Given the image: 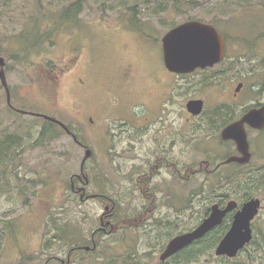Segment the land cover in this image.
<instances>
[{"label": "rangeland", "instance_id": "374dc122", "mask_svg": "<svg viewBox=\"0 0 264 264\" xmlns=\"http://www.w3.org/2000/svg\"><path fill=\"white\" fill-rule=\"evenodd\" d=\"M134 1L85 0L77 21L66 23L61 11L72 0H0V55L7 61L8 84L15 101L28 100L27 108L36 113L14 114L0 81V142L8 134L23 142L12 158L0 163V264H61L49 258L66 259L72 247L86 245L101 226L104 207L112 206L101 195L82 200L71 188V175L80 172L86 150L44 114L57 117L84 144L97 148L100 155L86 163L89 177L93 164L109 157L102 149L106 142H114V166H119L114 168L116 181L108 195L116 203L112 210L116 229L105 237L97 232V252L76 250L71 264H159L168 237L193 229L207 215L206 209L219 203L225 188L204 174L193 176L187 184L177 178L172 190L163 186L170 182L169 175L163 174L140 190H132L139 180L126 177V167L132 164L123 152L129 132L125 133L119 118L144 112L140 103L156 108L163 99L169 80L163 63L164 34L190 19L213 23L229 35V44L236 42L224 64L213 69L225 66L228 70L221 79L226 83L225 94L192 86L194 79L178 78L175 138L177 142H200L194 143L192 152L197 166L201 149L206 147L203 142L221 141V131L210 125V113L219 100L232 101L238 71L247 81V91L254 87L257 97H264V0H181L178 7L143 0L137 12L131 7ZM138 21L141 26L135 24ZM40 33L46 41L41 42ZM128 65L135 76L125 91L121 69ZM56 76L54 94L44 86L48 77ZM195 95L208 100L206 121L203 116L190 122L183 114L188 98ZM230 106L232 112L246 107ZM91 116L103 128L96 129L89 121ZM156 128L143 138L144 148H152ZM110 133L116 136L112 139ZM169 138L166 134L163 140ZM252 139L263 142L262 149H257L261 158L264 133L253 132ZM95 179L88 192H99ZM259 193L264 194V184ZM231 199L242 204L244 195L231 193L222 205ZM254 226L264 228V210ZM247 249L250 252L243 250L226 259L213 249L183 264H264V255L253 247Z\"/></svg>", "mask_w": 264, "mask_h": 264}, {"label": "flooded vegetation", "instance_id": "af4514ba", "mask_svg": "<svg viewBox=\"0 0 264 264\" xmlns=\"http://www.w3.org/2000/svg\"><path fill=\"white\" fill-rule=\"evenodd\" d=\"M218 30L225 36L226 41V54L225 58L222 61L216 63L213 66L207 68H198L195 71L186 74L176 73L166 67V71H168L167 74L163 71L166 75L169 74V80L166 81L167 90L164 92V97L166 98L164 99L163 97V99H160L158 107L151 109L146 106L145 103H140L144 106V112L140 113L139 115L133 114L130 117H128L127 113H125L121 116V118H119L122 119L123 123L125 124V133L129 132V135L126 137V139L128 140L127 145L123 148V152L126 151L127 160L132 161V164L126 167V177H136V179L139 180L138 184L133 183L132 190H140L142 185L146 183H153L156 178L161 177L163 174L169 175L170 182L168 184L163 185L169 190H172V188L175 186V180L177 178H180L182 181L185 182V184H187V181L189 179L198 174H204L209 179L219 180L223 179L226 175L231 173L236 167H239L241 170L249 169L251 167V169H253V174H255L256 177L264 180V155L261 158L257 157V149H262L263 142H253V139L251 140V134L253 132L262 134L264 133V128L257 129L254 128L251 124L245 123V128L248 132L251 158L248 162L244 163H240L237 161L226 162L233 156H242V153L237 142L233 140H225L221 136L220 142H203L206 147L204 149H201V152L198 147L196 148V150L201 154V160L199 164L195 166L192 158L193 145L194 143L196 145L200 142H177V139L175 138L177 131L176 97L178 96L177 89L179 87L178 78L188 77L190 79H194L191 81L192 86H199L200 88L204 87V89H206V91L208 92H217L220 94H225L226 92L224 90L226 83H223L221 79L227 76V68L223 66L222 69H213L217 68L219 65L224 64V62L227 60L231 47H235L236 42L229 44V35L220 28ZM2 68L3 67H0V70H2ZM235 69L237 70V68ZM121 71V78L125 82V87H123V90L129 91L127 88V83H129L135 76L134 70L128 65L127 67L122 68ZM8 72V65L6 61V78ZM153 72L155 73V70H153ZM241 75L242 73L238 71V74H236L234 78V80L238 79V84L234 88V90L232 88V101H227L226 99L219 100L217 106L214 108L212 113H210L211 117L208 115V118L210 117V125L219 129L221 133L226 126L242 119L244 115L247 114L249 111L253 109H260L264 106V97H257V90L254 87L250 86V90L247 91V81L244 79L242 80ZM57 84V76L48 77L47 83L44 88L55 94ZM5 92L7 105L13 111L14 114L18 116L36 114L34 113V111H31L27 108L28 100L15 101L16 98L14 97L11 87L10 94L7 93L6 89ZM8 95H10V100L8 98ZM191 99H202L204 101V108L200 114L194 115L192 112L189 111L187 107V102ZM116 101L118 102L117 99H114V102ZM188 101L185 105L186 111L183 113L186 117V120L191 122L197 117L204 116V120L206 121L205 111L207 109L208 104L207 98L205 96L195 95L189 97ZM167 103H169L168 107L166 106ZM230 105H246V107L242 106L241 109H236L235 112H232L230 110ZM115 108L118 109V107L116 106ZM89 121L93 125H96V129L103 128V124H100L98 118L91 116ZM54 124L59 127L61 126L56 122H54ZM155 126L157 127L155 129L156 134L152 138L154 144L152 145V148L146 149L143 145V138L147 133L154 130ZM69 129L71 130V133L67 132L63 128V130L66 131L68 135L72 136L75 142H77L83 149L87 150V148H90L89 145L84 144L80 140L76 132H74L70 127ZM166 134H168L170 138L168 140L166 139L165 141L163 140V138ZM75 135L78 140L75 139ZM115 136L116 134L110 133V137L112 139ZM90 149L92 150V154L89 159L94 158L96 155H100L95 146H93V149ZM102 149L105 153L109 155L108 159L106 161L100 162L101 164H103V166L99 163H94L91 168L93 177L96 178L94 182L98 184L99 192H88V187L90 186V184H92L93 181L92 174L89 177L85 170L86 163L89 159L85 162L83 169L81 165L80 172L71 175L70 185L76 193L80 194L82 200H87L91 197L98 198V196L101 195L104 196L103 200H109L112 203V206L110 209L109 206L104 207L105 211L101 214L100 218L101 226L94 230L95 234L92 235V240H90L86 245H77L72 247L69 250L66 259L50 257L49 260L58 259L61 264H71L73 260V255L75 254L74 252L76 250L80 249L82 251H85L86 253L97 252L98 241L96 233L100 231L99 233L102 234L101 236L105 237L116 229L115 224L112 222V220L114 219L112 210L115 209L116 203L108 197V195L112 193L111 189L115 185L114 182L116 181L113 177L115 173L117 174L114 168L119 167L114 166V164L116 163L114 157L115 154L113 153L114 142H106L104 145H102ZM106 163L108 164V167H106ZM109 163L112 164V167ZM104 166L106 167V172L104 171ZM155 185L158 186L157 184ZM254 197H259L261 199L262 212L264 210V194L258 193ZM239 206H242V204H239ZM261 212L256 217V219L260 216ZM256 219L253 221V234L255 232L254 223L256 222ZM247 245L238 254L245 250L247 248ZM117 254H119V252H117L116 255Z\"/></svg>", "mask_w": 264, "mask_h": 264}, {"label": "water", "instance_id": "95a60500", "mask_svg": "<svg viewBox=\"0 0 264 264\" xmlns=\"http://www.w3.org/2000/svg\"><path fill=\"white\" fill-rule=\"evenodd\" d=\"M163 60L165 66L176 73L186 74L198 68H207L215 65L225 58L226 41L225 36L215 25L198 19H190L182 22L162 37ZM5 57L0 55V79L7 93L10 94V87L5 74ZM10 100V95H8ZM187 107L194 115L203 111L204 101L202 99H191ZM44 118L60 124L67 132L71 133L69 127L57 118L44 114ZM245 123L251 124L254 128H264V106L260 109L249 111L244 117L226 126L221 136L225 140H233L238 143L242 156H233L226 162L237 161L248 162L251 158L248 132ZM75 139H77L75 135ZM92 154L87 148L82 162V169L85 162ZM262 204L259 197H252L239 206V202L231 199L225 206L214 203L209 214L192 230L180 233L172 237L159 258L166 261L195 241L206 236L210 231L224 222L228 213L235 211L233 222L229 230L219 241L215 253L217 256L234 258L245 246L253 240V221L261 212Z\"/></svg>", "mask_w": 264, "mask_h": 264}, {"label": "trees", "instance_id": "16d2710c", "mask_svg": "<svg viewBox=\"0 0 264 264\" xmlns=\"http://www.w3.org/2000/svg\"><path fill=\"white\" fill-rule=\"evenodd\" d=\"M142 1L143 0H136L133 2L134 4L131 7L132 9L135 10V12H137V5H139ZM161 1H164V3L168 4V6L175 5L178 7L179 5L182 4L181 0H161ZM176 1L179 2L175 3ZM241 1H246V0H241ZM84 3L85 0H72V2H70L69 5L63 11H61L62 20H64L66 23L77 21L79 14L83 11L82 9ZM136 17H138V15H136ZM135 24H137L138 26L142 25L139 21L138 23L135 22ZM40 38H41V42L46 41L45 39H47L44 33L43 34L40 33ZM22 143L23 142H21V140L17 138V136H15L14 134H8L5 138H3V141L0 142V163H6V161L12 158L16 147L22 145ZM217 181L219 185L225 188V191L222 192L219 199L220 205H222L225 201H227L230 198L231 193L233 194L243 193L244 201H246L256 196L260 192V189L264 183L263 179L258 178L256 177L255 174H253V169H251V167L249 169H243V170H241L239 167H236L231 173L226 175L223 179H219ZM208 213H209V209H206L205 215ZM232 220H233V214L232 212H230L225 217L224 222L221 225L217 226L212 231H210L206 236L197 240L190 246L184 248L183 250H181L171 258H169L167 261L164 262L160 261L159 264L188 263L197 260L203 255H205L207 252L216 249L219 241L222 239L226 231L230 228ZM254 229H255L254 238L251 241V243L247 245V247L248 246L253 247L254 248L253 250L256 251L258 254L264 255V228L262 226H255ZM175 234L176 233L171 234L168 237V239H170ZM245 250L248 249L246 248ZM253 255L254 254L252 253L251 257H253ZM224 258L226 259L228 257L224 256Z\"/></svg>", "mask_w": 264, "mask_h": 264}]
</instances>
